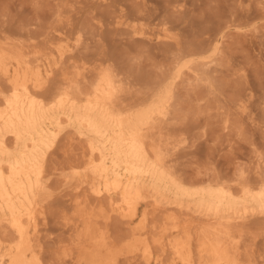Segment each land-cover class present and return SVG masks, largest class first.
<instances>
[{
	"label": "bare ground",
	"instance_id": "obj_1",
	"mask_svg": "<svg viewBox=\"0 0 264 264\" xmlns=\"http://www.w3.org/2000/svg\"><path fill=\"white\" fill-rule=\"evenodd\" d=\"M178 1L171 2L176 8V11L171 8L173 14L176 12L174 18L179 15L177 12L186 9ZM130 4L123 6L132 11ZM116 8L114 10H119ZM109 11L107 13L111 14L113 10ZM144 11H140L143 18L148 10ZM130 13L121 8L114 23L118 27L114 28L128 31L137 45H151L156 39L155 49L162 48L163 52L157 51L168 62L151 78L146 76L147 70H144L145 75L138 73L145 77L137 78L136 71L133 74L131 66L123 62L127 55L123 61L113 58L116 49L110 58L94 52L97 57L88 58V32L85 28L77 29L75 43L70 45L67 39L72 29L65 27L64 21V24H51L43 34L39 32L41 38L34 36V31L27 26L15 34L0 29V264H56L53 247L59 237L54 235L55 231L50 236L57 239H49L50 229L46 227L51 214L56 216L53 222L66 226L69 233L63 240L66 238L63 230L61 236L64 237L59 238V246L56 244L60 249L55 253L56 259H68L70 264L138 261L162 264L168 256V264H264L262 155L255 161L253 171L242 163H235L232 175L209 167L205 170L198 167L188 174L189 170L182 168L179 162L183 150L189 147L188 118L195 108L191 110L186 105L187 96L182 99L181 94L192 86H214V77L209 76L208 70L220 64L228 36L225 32L214 40L209 36L210 44L208 40L201 44L210 46H206L207 49L199 46L201 50H198L185 40L190 30L184 25L182 30L178 24L182 31H177V21L170 18L171 14L146 27L145 23L136 22L137 15ZM156 14L161 16L160 10ZM61 15L59 13L60 20ZM111 15L115 16L116 12ZM132 16H136V20ZM185 16L184 20L188 18ZM107 18L104 22L109 21ZM104 22L99 27H106ZM224 24L221 27L226 28ZM108 29L103 28L101 35ZM238 29L241 31V26ZM103 37L100 41L104 43ZM123 40L124 37L120 42L127 41ZM124 53L119 52L118 56ZM155 57L159 63L160 59ZM141 70L143 68L138 71ZM202 91L196 95H201ZM236 107L237 110L241 107V112L247 110L243 102ZM223 112L225 129L239 128L231 116L233 111ZM64 139L67 141V149L63 151L65 160L57 162L54 156ZM58 180L64 181L63 185L73 192L69 197L70 208L67 207L71 209L69 213L65 206L68 199L62 197L60 200L66 201L61 204L66 209L56 213L51 212L53 208L50 210L57 191L54 184ZM257 221H261L262 228H256ZM121 224L127 225L122 231L129 230L125 237L124 232V235L118 233ZM47 237L48 241H55L51 242L54 244L51 249Z\"/></svg>",
	"mask_w": 264,
	"mask_h": 264
},
{
	"label": "rangeland",
	"instance_id": "obj_2",
	"mask_svg": "<svg viewBox=\"0 0 264 264\" xmlns=\"http://www.w3.org/2000/svg\"><path fill=\"white\" fill-rule=\"evenodd\" d=\"M48 1L49 0H45V1H43V0H0V29H2L3 31H7L8 33L11 32V34H15V33H18V31L19 32L22 31L21 29L27 26V28L30 27L34 31L33 32V34L35 33L34 36H39V35L42 36L43 32L45 33L49 29V27H51L53 24H59V23L64 24L65 23V27H67L68 29L69 28L72 29V31L70 32V37H69V39H67V42L70 45H73V43H75L74 37H75V32L77 29L85 28L86 31L88 32L87 36L89 39L87 42L89 44H91V45L88 44L89 48L86 51L88 58L97 57V56H95L94 53H96V55H98V56L102 55V56H105L107 58H110V57L114 56L113 51L116 49L115 50L116 53H115V56L113 58H115L116 60L123 61L127 55L128 60L125 59V61H123V62L125 64L127 63L126 64L127 66L128 65L131 66V71L133 72V74L135 73L134 72V70H135L136 76L139 72H142L145 75L146 71L144 73V70H147V73H149V74H146V76L148 75L149 78H151V76L153 77V73L156 76V72L160 71V67L162 65H165V64L167 65L168 62H165L166 60H164L161 57L162 56L161 52H163V51H161L162 48L159 49V47H157V49L160 50L161 52H159V51H157V49H155L156 48V39H154V41L150 42L151 45L149 43H148L149 45L148 44H145V45L144 44H140V45L138 44L137 45V43L131 39V34H129L128 31L125 33L124 30H123L124 32H122V29L120 27H119L120 29L116 28L117 30L114 28V27H118L115 25L116 24L115 20H116L117 15H118L121 8H124L125 11H127L128 13L131 12L132 15L133 14L137 15V17H139V18H140V16L142 17V15L140 14V11L141 10L146 11V9H147L148 10V12L146 11L147 15L145 14L146 20H145V18L142 17L146 22L142 18L141 19L138 18L137 19L138 21H137L135 19V18H137L136 16H132V18H133V20H136V22L139 23V21H140L142 23H145L146 27H149L151 25H154L155 21L157 22L158 19H161V17H163V16L170 17L172 15V17H170V18H174V16H176V12H174V14H175L174 15L173 12H171V10L173 9L176 11V8L174 7V5H172L173 7L171 6V2H174L177 0H174V1L165 0L166 4H165L164 0H159V1L150 0V2H149V0L148 1L147 0H140L142 3H140L139 0H130V2H128V0H105V1L104 0H88V1L86 0L87 4L85 3V0H82V1H80V0H72V1L71 0L70 1L69 0H65V1L64 0H57V1L53 0V1H51L50 0L51 1V2L49 1L50 3H48ZM112 1H114V2H112ZM120 1H121V3H120ZM186 1L185 0H179L178 1L181 4H184V7L186 9L184 11L182 10L183 12H177V14H179V15L177 16V18L176 17L174 18L175 21H177L176 26L179 24L178 26L180 28H182V30H184L185 27L184 28L182 27L184 25V26H186V29L190 30V31L187 30V32H190L189 37H187L189 35V33L184 31L185 32L184 36H186V33L188 34L185 38L186 41H188V42L190 41L189 42L190 44H191V42L193 44L198 42L199 45L198 44H195V45L191 44L193 47L195 46L194 47L195 49L196 48L198 49L199 46H200V48L203 47V48L207 49V47L210 46L209 45L210 41L208 40V38L211 37L210 40L211 39L214 40L215 38H217L220 35L221 32H225L226 36H228L227 38L225 37V40L226 39H228V40L226 42L224 41L225 55L223 54V56L221 57L222 59H220V61H221L220 64H218L216 66L215 65L211 66L210 69L208 70L209 76L211 78L214 77V78H212V81L215 82V83L213 82L214 86L212 88L211 87L208 88L207 85L203 86V84L200 85L199 87L192 86V88H191L192 90L189 89L188 92H185V93L183 91H186V90L183 88V91H182V89H181V93H184V95L181 94L182 99H184V97H186V96L187 97L189 96L188 98L186 97V101H187L186 105H189L191 110L193 109V107H195L193 109V111L191 112L195 116L190 114L191 117H189L190 119L188 118V122H189V125L191 128L190 143H189V147L187 146V148H185L181 154V158L179 161L180 165L185 170L187 169V171L188 170L192 171V172L188 171L187 172L188 174L194 173V171H196V169L198 167H201L202 170H205L206 167H209V168H217L221 171L223 170L222 171L223 173H229V175H232V172H234V170H235V163H237V164L242 163V164L246 165L247 167H249L253 171V169L255 167V161H258V156L262 155V157L264 158V12H263V10H264L263 5L264 4H260L264 0H186ZM133 2L136 3V4L134 3L136 6L133 5ZM145 2H147L146 4H148V5H146V4L144 5ZM156 2L157 3L159 2V3L156 4ZM160 2H162V3H160ZM168 2H170L169 3L170 5H168V6H170L169 8L167 7ZM74 3H76V4H74ZM105 3L106 4L108 3V4L105 5ZM123 3L126 4L127 7H128V3H131L133 6L130 4L129 8L130 9L133 8L132 11L135 10L134 8H136L134 13L131 10L128 11L129 9L126 8L125 6H123L124 5ZM186 3H189V6ZM58 4H59V6H58ZM121 4H122V6H121ZM149 4H150V6H149ZM160 4H161V6H160ZM85 5H87V6H85ZM113 5L115 6V8L117 6L116 9H119V10H114L115 8L113 7ZM157 5L159 8L155 9ZM110 6L112 9H110ZM150 7L152 9H150ZM75 8H77V9H75ZM78 9H80V10H78ZM105 9H106V11H105ZM126 9H128V10H126ZM161 9L164 12H162ZM168 9L170 12H168ZM108 10H110L109 12H111L113 10L114 12L112 11L111 14L116 12V15L114 16V15H111L110 13H107ZM149 10L150 11L153 10V11H151V13H150ZM159 10H160L161 16L158 17V16H156L157 15L156 13L158 12V14H159ZM187 10H188V12H187ZM62 11L65 13H63ZM117 11H118V13H117ZM145 11L143 13H145ZM59 13H60V15L63 13L61 15V17H62L61 20L59 19V17H60ZM97 13L100 15L104 14L106 16L103 17L104 15H102V17H100V15L98 16ZM167 13H169V15L170 14L171 15L169 16ZM181 13L182 14L186 13V14L182 15ZM72 14H73V17H72ZM151 14H154V15H151ZM148 15H149V17H148ZM180 15H182L181 18H180ZM185 15H187V17H188V18H186V20H184L186 17ZM93 16H95L97 18L95 19V17H93ZM48 17H51V18H48ZM147 17H148V19H147ZM64 18L67 20L65 21ZM71 18H73V19H71ZM85 18L87 19L86 21H85ZM92 18H93V20H92ZM105 18H107L109 21H110V19H113V20L110 21L111 23L107 20L104 22ZM179 18H180V20H179ZM88 19L90 21H88ZM174 19H171V20L174 21ZM181 19H183V21ZM147 20L149 22H147ZM63 21H64V23H63ZM175 21H174V24H175ZM230 21H231V23H230ZM66 22L68 23L67 25H66ZM80 22H81V24H79ZM83 22H85V23H83ZM92 22H94V23H92ZM103 22H104L105 26L107 25L106 27H102ZM150 22H153V23H150ZM180 22H183V23L180 24ZM224 22H225V24H224ZM30 23H34V24H30ZM35 23H37L39 25L37 26V24L35 25ZM44 23H46V26ZM100 23L102 25L101 27H99ZM41 24L45 28L42 29L43 26ZM61 24H60V27L64 26ZM95 24L98 26H96ZM110 24H112V26ZM223 24L226 26V28L224 26L221 27V25H223ZM229 24H230V26H229ZM237 25L241 26V28H242L241 31L238 29L239 26L237 27ZM6 26L9 29H7ZM32 26L33 27L37 26V27H34L35 28V30H34L32 28ZM178 26L176 29L177 31L181 30V29H178ZM232 26H234V27H232ZM110 27L112 28V30ZM220 27H221V29H219ZM89 28H91V29H89ZM103 28H105V29L109 28L110 29V30L108 29V32H106V33L104 32V34L106 35V36L103 35L104 37L101 35L103 32L102 31ZM226 29H228V30H226ZM37 30H38V32H37ZM65 30H66V28H65ZM97 30L99 31L98 33H97ZM120 30H121V32H120V34H118V32ZM14 31H16V32H14ZM229 31H231V33H228L229 35H227V32H229ZM36 32L37 33L41 32L42 34L41 33L37 34ZM215 32L217 33V34H215L217 36L213 35ZM204 33H205V35H202ZM99 34L103 37L104 43L101 42L102 40L100 41V39H102V37ZM209 34H211L212 36ZM41 36H39V37L41 38ZM205 36L207 37V39ZM95 37H96V39H95ZM99 37H101V38H99ZM123 37H124V40H127V41L123 40L124 41L123 43H126V42L129 43L131 41L130 44H133V42H134L135 46L130 45V44L128 45L127 43H126V45H124L123 43H121L122 41L120 42V40H122ZM200 37H202V38L204 37L203 39L201 38V40H202L201 42H200ZM71 38L73 41L71 40ZM118 39H120V40H118ZM190 39H193V41H191ZM196 39H198V40H196ZM194 40H196V41H194ZM203 40H208V42L207 41L203 42ZM205 42H207L209 44L208 45L206 44L204 47V45H202V44H205ZM98 44H100L101 47ZM102 44H104L105 46L104 45L102 46ZM141 45H143L142 48H141ZM147 45H148V47L150 46L149 50H148L150 52L147 51V49H148ZM132 46H134V47H132ZM153 46H155V47H153ZM96 47L100 48L103 52L100 49H98V50H100V52H99ZM108 47H109V49H108ZM151 47H153V49H151ZM125 48H128V49H125ZM134 48H137L138 50L137 49L134 50ZM200 48L198 50L203 49V48H201V49ZM140 49H141V51H140ZM110 50H112V51H110ZM128 50H130L131 52L133 51V52L132 53L128 52ZM97 51H98V54H97ZM92 52H94V53H92ZM106 52H108V53H106ZM117 52L118 53L121 52V55L124 52H128L131 55H129L128 53H124L123 56H121L119 54L120 55V57H119ZM88 53H90V54H88ZM91 53L94 54V56L91 55ZM111 53H113V54H111ZM148 53L150 54V56H148ZM155 53H158V54L160 53L161 56H160V54L157 55ZM116 55L118 58H116ZM155 56H157V59H160L162 61L159 60V63H158V60L156 61ZM149 57H151V58H149ZM119 58H121L122 60ZM153 62H155V65ZM140 63H142V64H140ZM136 66H137V69H133ZM142 68H143V70L138 71ZM150 70H153V71H150ZM142 73H141V76H144V75H142ZM139 74H138V76H139ZM138 76H137V78H141V76H139V77ZM202 87L203 88L205 87V88L203 89ZM212 89H215V91ZM200 90H203L201 92L202 96L201 95L198 96V94L196 95V93H198ZM203 92H206L208 95L206 93H203ZM212 93H214V95ZM203 94H205V95L203 96ZM190 97L191 98L193 97L192 99H194V100L190 99ZM197 98H199V100ZM201 98H203V100ZM209 99H211L210 100L211 102H209ZM241 102H243L247 105V110L245 112H243V111L241 112V110H242V108L240 107ZM203 103H206V104H203ZM209 104H211V105L209 106ZM207 105H208V107H207ZM236 105H239V107H240L238 110H237L238 106L236 107ZM199 106H200V109H199ZM228 109H230V111ZM224 110H225V113H227L228 111H229L228 113H231V111H233L231 113V116H232L233 120L236 121V124L238 125L239 128L235 127L232 129V131L231 130L227 131L225 129L224 117L226 114H224V112H223ZM194 112L195 113L197 112V113L195 114ZM238 112L239 113L241 112V113L239 114ZM222 114H224V115H222ZM235 119H237V120H235ZM238 120H239V122H238ZM222 121H223V123H222ZM65 139L68 141L67 138H65ZM65 139L60 143V145H59L60 148H58V152L54 156L55 160L57 162H62L63 160H65L63 157V151H64V149H67V147L65 146V143L67 141ZM59 153H62V154L60 155ZM61 181L60 180L57 181L58 185L56 184V182L54 184V187H55L54 189L57 190V191H55V193L58 197H56V195H55L54 198L56 200L54 199L53 202L54 201H59V202H57V203L54 202V204L52 202V204L50 206V210H51V208H53V210H51V212L53 211L52 213H56V211L58 212V211H60V209H63L64 206L62 207L61 203H63V201L65 202L67 199L68 200H67V203H65V206L67 205L66 208L67 207L70 208V202H71L70 198H71L73 192L70 188H68L67 185H63L64 181H62L63 183ZM58 182H60V183H58ZM56 187H58V188H56ZM67 189L70 193L66 192ZM66 193H68V194H66ZM61 197L65 198L66 200L65 199L60 200ZM68 202H69V204H68ZM69 208H67V210ZM65 209H63V210H65ZM70 210L71 209H69L68 213L70 212ZM51 216L49 215V218H50L49 223H48V226H46V227H48V229H50L49 230L50 234L48 236H50L51 233H55V231H56V233L54 235L56 237L63 238L64 235H65V237H66V235L69 236V233L67 232V227L65 226L66 227L65 228L64 225L61 223H59V226H57L58 223L53 222V219H54L53 216L54 215L51 214ZM54 217H56V216H54ZM50 222H52V223H50ZM257 222H258V225H256V228H258V229L262 228L263 226H261L259 224L261 221H257ZM50 224H51V227H53V228H50V226H49ZM55 225L57 226V228ZM123 225L125 226L126 224H121L122 227L120 225H118V227H121L120 228L121 230L118 228L117 229L120 231V232H118L119 234H122L124 232L125 235H124V233H123V235L125 237L128 234L127 232L129 230L127 229V231H122L123 228H125L124 230H126V228H127V225H126V227H123ZM62 227H63V229H62ZM57 229L59 232L57 231ZM63 230L66 234H64ZM60 231L63 233H61ZM59 234H60V236H59ZM62 234H64L63 237L61 236ZM54 235H52V239H51V236L49 237V239H51V240L57 239ZM123 235L121 236L122 237L121 239H123ZM59 238L57 240H55L56 241L55 242V241H50V240L48 241V237H47L46 242L47 243L50 242L49 244H47L50 246L49 247L50 249L54 245V244H51V242H53V243L55 242V245H54L55 247L60 245L59 244L60 243ZM67 238L68 237L63 238V240L67 239ZM67 241H69V240H67ZM57 242L59 245L57 244ZM64 243H68V242L65 241ZM56 244H57V246H56ZM55 247H53V251L56 250V251H54L55 258L53 261L56 264H58L59 261H60L59 264H63L62 261L64 262L65 260L61 261L59 258H58V260L56 259L57 258L56 252L60 251V249H59V247H57L58 248V250H57V248H55ZM169 259H170L169 256L165 257L164 263H162V264H166L167 262H170ZM67 260L64 262V264H66L68 262ZM133 263L144 264V262L141 263L139 261H138V263L137 262H133ZM133 263H131V264H133ZM67 264H70V260H69V263H67ZM146 264H149V263L146 262ZM151 264H155V263H151Z\"/></svg>",
	"mask_w": 264,
	"mask_h": 264
}]
</instances>
